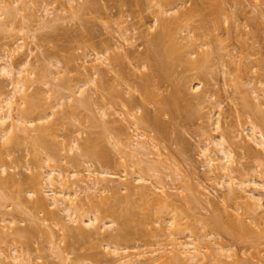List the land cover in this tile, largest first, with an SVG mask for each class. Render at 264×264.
I'll list each match as a JSON object with an SVG mask.
<instances>
[{
  "label": "rangeland",
  "instance_id": "374dc122",
  "mask_svg": "<svg viewBox=\"0 0 264 264\" xmlns=\"http://www.w3.org/2000/svg\"><path fill=\"white\" fill-rule=\"evenodd\" d=\"M3 1L0 3V66L8 62L7 64L11 63L14 70H17L25 60L29 61L24 67L27 68V93L31 96L30 101L38 102L44 108H41L43 115L42 110L38 114L42 117L49 116L41 124L48 123L50 129H53L51 139H47L55 138V148L59 152L56 162L51 165H55L68 176L74 172L81 173L84 183L73 190L77 192L79 212L84 214V230L94 231L85 224L95 215L101 218L98 225L105 224L106 227L99 234H95L93 239H85L77 236L79 227L62 213L59 219L64 229H60L61 225H53L50 220L45 221V224L41 222L43 218L46 219L45 213H37L31 207L35 195L29 193L30 179L33 174L42 171L40 166L49 158V149L44 145L43 149L37 146L40 149L37 150L38 154L43 160L40 164L31 139H18L16 142L14 140L4 144V139L0 138V153L3 152L2 157L5 158L2 164H5L3 165L6 169L3 172V168H0V177L12 176L17 181L7 190L8 196L12 193L10 199L4 201L0 198V227L8 235L4 241L6 244H1L0 241V263L14 264L16 261L12 260L13 257L19 254L29 259L32 264H62L63 261V264L65 261L66 264H114L115 260L108 255L109 249L105 246H116L110 237L116 234L120 222L108 213H97L96 209L101 207L105 197L114 200L111 188L119 187L121 197L128 195L118 181L128 174L127 180L132 184H135V178L142 176L151 191L160 194L158 188L163 187L172 195L174 211H183L179 213L183 230L178 239L182 242L195 240V243L204 247L200 256L202 264H235L237 260L244 264H264V238L259 241L249 237L239 239L230 229H226L236 215L242 216L254 231L264 229V210L255 209L254 215H248L244 199L235 204L230 201L227 181L211 174L202 155V150L208 145L212 157L220 158L222 155L216 156L215 152L219 147H214L213 142H219L223 135L228 140L226 146L234 153V167L237 169L234 183L246 182L249 193L254 187V182H250L252 178L257 184L264 180V176L259 174L257 164L264 161V151L255 147L254 154H251L257 158L255 160L242 148L247 144L254 147L250 138L253 134L252 126L264 135V118L261 117L264 116V0L216 1L221 8L212 0L213 3H209V0H206L207 3L203 2L206 4L204 7L201 3L199 7L204 9H200L204 13L201 14L202 18L204 15V23L211 24L207 27L214 30L209 28L208 35L200 38L202 31H198L199 28L194 23L190 24L192 28L189 29H192V34L186 27L183 30L184 25L181 26L180 35L183 37L187 34L184 39L180 36L183 39H180L182 47H185L178 54L180 59L174 61L165 54L164 45L157 47L153 41L157 25L159 27V23H155L160 16L157 15V3L170 9L174 6L172 2ZM221 1L222 4H219ZM207 11L215 12H209L207 17ZM173 12H177V9L168 16ZM198 18L200 16L196 18L197 21L200 20ZM194 32H197L195 35L198 34L197 39L191 40L188 35L194 37ZM214 37H218L219 41L213 39ZM20 42L23 43V48L19 49ZM102 55L109 60L101 58L97 61L96 58ZM151 75L154 76L152 80ZM14 89L12 81L0 75V94L7 95ZM251 89L260 96L259 100L253 97ZM82 91L88 98V106L78 102L79 98H83ZM130 101H135L133 104L131 102L132 107L128 104ZM20 103L21 107L24 106L21 101H17L19 107ZM257 104H260L261 109V114L257 117L261 120L254 114ZM133 105L139 106L140 112L145 110L144 112H151V115L156 113L160 123L166 126L164 135L159 136L161 140L157 138L158 141H153L156 145L150 140L155 136L154 132L148 127L143 128V125H132L134 119L137 121L140 115L137 112L138 107ZM18 106L15 116L20 114ZM105 112L108 113L107 117H103ZM128 112H133V116H127ZM35 113L28 119L33 118L37 123L39 115ZM218 120L220 130H216ZM103 123L111 131L108 128L105 131ZM115 125L129 128L128 134L121 136L125 142L133 145L138 139L140 142L144 140L151 143L147 144L150 149L145 151V156L141 153H136L134 158L125 156L127 163L125 166L121 165V155L118 148H115L117 138L108 134L113 133L112 128ZM136 133H144V137L138 138ZM30 134L36 135L33 127H30ZM85 142L87 145L88 142H92L90 145L94 144L90 146L93 152L90 155L85 154L82 149ZM129 148L124 149L130 151ZM72 157L79 159L80 164L76 166ZM158 159L163 162L159 167L158 164L155 165ZM153 161L155 164L151 166ZM88 166L96 173L107 171L116 175L114 179L106 176V181L101 182L102 186L109 189L104 194L94 190L84 192L87 185H91L89 178L94 177L85 171ZM44 182L43 195H51L49 190L52 188ZM131 198L138 204L143 202L139 195ZM48 200L47 204L50 205L51 201ZM79 214L75 216L79 217ZM170 217V214L164 215L160 223L153 220L148 228H130L131 240L121 243L120 247H127L132 255L139 251L146 252L149 259L142 264H167L165 258L170 255L171 250L168 238H152L148 230L159 228L161 223L168 224ZM214 218L215 224L211 223ZM2 219H6V222H1ZM10 220L14 221V226L3 228V225L11 226ZM14 231H20L21 234ZM169 233L166 230L165 234ZM153 250L159 252L150 254ZM92 254L97 257H91Z\"/></svg>",
  "mask_w": 264,
  "mask_h": 264
},
{
  "label": "bare ground",
  "instance_id": "6f19581e",
  "mask_svg": "<svg viewBox=\"0 0 264 264\" xmlns=\"http://www.w3.org/2000/svg\"><path fill=\"white\" fill-rule=\"evenodd\" d=\"M162 1L169 2V3L172 2L174 6H172V8H170V9H167L169 7L162 5V3H157L159 6V7L156 6L157 9L159 8L157 15H160L161 17L159 16L158 17L159 19H157L155 22V23H157V22L159 23V27L157 25V31L154 32L155 33V35L153 37L154 40L153 39L152 40L154 41V45H157V47L160 45H164L165 46L164 47L165 48V54L167 55L168 58H170V60L173 59L172 61H174L176 59H180L178 54H180V52L183 50L182 48L185 47V46L182 47L183 45L180 42V39H182L187 34L184 35L183 37L180 35L179 32H181V31H179V30L182 29L181 26L183 27V25H184L183 30L185 31V27L187 28V30H189L190 28H192V27H190V24L194 23L193 25H197V28H199L198 31L199 30L202 31V33H201L202 36L199 34L200 38H203L207 34V32H209V30H210L209 28H211V30H214V28H212V27L208 28L207 25L209 26L211 24H207L208 22L204 23V21H205L203 19L204 15H203V18L201 16V14H204V13H201V12H203V11H200V9H202V7H199V6L203 5V7H204L206 5L205 3H207L206 0L205 1L204 0H161L160 2H162ZM212 1H214L216 6H217V4H218L217 2H219V1L218 0H212ZM212 1L209 0V3ZM1 2L3 3L4 1L0 0V3ZM203 2H205L204 3L205 5L203 4ZM215 4H213V5H215ZM219 4H222V1ZM211 5L212 4H210V6ZM83 6H85V5H83ZM163 6H165V7H163ZM207 6H209V5H207ZM213 7L214 6H212V8ZM217 7H220V6H217ZM209 8H211V7H209ZM209 8H207V9H209ZM88 9L89 8H87V10ZM176 9H177V12H175V13L173 12L172 15L168 16L169 13L171 14V12L173 10L175 11ZM202 10H204V9H202ZM47 12L48 11H46L45 13L47 14ZM209 12H212V11H207V17H209ZM213 12H215V11H213ZM213 12H212V14H213ZM233 15H234V13H233ZM74 16H76V15H74ZM199 16H200V18H198V19H200V20L197 21L196 18ZM235 18H237V17H235ZM211 22L212 21H210V23ZM224 22H226V21H224ZM198 26H200V27H198ZM224 26H226V25H224ZM245 28H246V26H245ZM193 29L196 31V27H194ZM189 31H190L189 33L192 34L191 33L192 29ZM187 32H184V33H187ZM195 33H197V32H194L193 35H195ZM182 34H183V32H182ZM190 34L188 35L189 36L188 38H191V40H192V38L197 39L196 37L198 34H196L194 37H191L192 35H190ZM246 34H248V33L246 32ZM246 37H248V35H246ZM188 38H187V40H188ZM243 38L244 37L242 35V39ZM213 39H216V41L217 40L219 41L218 37H214ZM191 40H189V41H191ZM245 40H247V39H245ZM240 42H243V40ZM20 43L21 44L18 45L19 49L23 48L22 47L23 43L22 42H20ZM191 43H194V42H191ZM243 45L245 46V44H243ZM184 54H182V55H184ZM176 56H178V57L175 58ZM204 57H205V55H204ZM101 58H103L104 60L105 59L109 60V59L105 58L104 55H102V57H97L96 60L100 61ZM116 58H118V57L116 56ZM118 60H119V58H118ZM203 61H205V60H203ZM28 62H29L28 60H25L23 62V64H21L22 67H19V69H17V70H14L11 63L7 64L8 62H6L5 65L0 66L1 77L2 78L6 77L7 79L11 80L13 83V86H15V89L13 92H11L7 95L0 94V134H1L0 138L4 139V144L14 142V140L16 142V140H18V139H21V140L31 139L33 142L34 150L36 149V151H37L39 149V148L37 149V146H41L40 149L42 147L43 148L46 147L47 149H49L48 150V152H49L48 157L49 158L45 157L46 160L44 163H43L42 158H40V155L38 154L39 151H37V153H36V156H39L38 160L41 161V163H40V161L37 160L38 163H40V164L43 163L44 165L40 166L42 171H39L38 173L33 174L31 179H30L31 190L29 191V193L31 195L32 194L35 195V198L31 202V207L37 213H43V214L45 213L46 219L43 218L41 221V218H39V220L41 222H44V224L46 223L45 221L50 220L52 222V224L55 226L61 225L62 223L60 222L59 215L62 213L65 215V217H67L69 220H71V222H73L74 225L76 224L77 228L79 227L78 229L80 230V232L77 234V236H80L81 238H85V239H93L94 235L99 234L100 230L104 229L106 226H105V224L104 225L103 224L98 225L99 222L101 221L100 220L101 218L98 215H95V217L93 219H89L88 223L86 222V224H85L86 227H89L90 229H94V231H87V229H86V231L84 230L85 227H82V223H85V222H82V220H83L82 217L84 216V214L82 212H79L80 211L79 210L80 205L78 204V201H77V192L73 190L74 187H79L80 184L84 183V180L82 178L81 173L80 172H74L71 176H68L64 173V171L57 169L55 165L54 166L51 165L52 162H56L55 160H56L59 152L55 148L56 147L55 138L52 137V140H50L51 136L53 135V129H50L51 127L48 123L41 124V122L47 120L49 116L45 115V117L44 116L42 117V115H43L42 109H44V108H42L40 105H38V102L35 103L34 101L33 102L30 101L31 96L28 95V93H27L28 89H29V87L26 84V82H28V78L25 75L27 68L24 69V67L28 64ZM106 63H107V61H106ZM105 74H107V73H105ZM152 77L154 78V76L151 75L150 79ZM147 79H149V78H147ZM148 83H151V81H149ZM148 83L146 81V84H148ZM144 89H145V87H144ZM251 90H252L251 94H253V97H255V99L259 100L260 96L256 93L255 90H253V89H251ZM81 94H82L83 98H79L80 100H78V102L80 103V105H84V106L87 105L88 106V98L84 96L85 95L84 91H82ZM16 96H19V97H16ZM37 98L40 99V97H37ZM17 101H18V103H19V101H21L22 105H24V106L21 107V103H20L19 104L21 107L20 108L17 105ZM126 101H128V100H126ZM131 102L132 101H130V103H128V104L131 105ZM133 102H135V101H133ZM133 102H132V104H133ZM140 102H142V101H140ZM136 104H137V101H136ZM143 104H144V102H143ZM163 104H166V103H163ZM259 105L260 104H257L255 107H254V105L252 106L255 108L254 114L256 115V117H257V115L261 114V109L259 108L260 107ZM16 106L19 107V113H20L19 116H15L16 115L15 110H17ZM131 107H132V105H131ZM133 107H138L137 108L138 111L137 110L136 111L139 112L140 115H138L137 121H136V118L134 117L135 119L133 122H136V123L132 122V125H134V126L136 125V127L137 126L142 127L141 125H143L144 126L143 128L148 127L152 132L155 133L154 134L155 136L150 138V140L152 142L155 140L158 141L157 138L160 139V137H161L160 135L161 134L164 135L163 132L165 131V127H166L163 125L164 123L163 124H162V122L160 123L159 115L157 116L156 113H154L155 115L153 113L151 115L150 114L151 112L150 113L144 112L145 110L140 112L139 106H136V105L135 106L133 105ZM248 107L250 108V106H248ZM254 108H252V110ZM41 110H42V112H41L42 115L40 113L38 114V111H41ZM159 111H161V110H159ZM35 112H37V115H39V117L41 116L40 118L38 117V119L36 120L37 123L35 122V120L33 118H32L33 120L28 119V117H33L32 115H34ZM128 113L130 114V112H128ZM128 113H127V116H133V112L130 115ZM29 115H31V116H29ZM107 116H108V113L105 112L103 114V117H107ZM134 116H135V114H134ZM261 117L264 118V116H261ZM260 120H261V118H260ZM103 124H105V126H104L106 128L105 131H107L108 129H110V131H111V128H108L109 126L106 123H103ZM138 124H140V125H138ZM121 125H117V126L115 125L116 127L110 126V127H113L112 128L113 133L108 132V134L110 133V135L111 134L114 135L115 139L117 138L116 139L117 142L114 141V142H116V145H115V143H113V145H115V148H118L117 151L121 155L119 157L120 161H121V165L125 166V164L127 163L126 162L127 156L130 158L131 157L134 158L137 154H140V153L145 156V154H146L145 151L150 149L147 146V144L150 142L147 143L144 140H142L144 142H142V141L140 142L137 139V140H135L133 145H131L130 143L123 141L121 139L122 138L121 136L125 137L126 134H128L129 128H127V127L124 128ZM216 126H217L216 130L221 129L220 124H219V120L216 122ZM30 127H33V131L36 132L35 136H31ZM126 128H127V130H126ZM251 130H252L253 134H251L250 138L252 140V143L254 144V147L247 144L248 147L244 146L242 148L244 149V151H246L247 155L248 154L250 155L249 157H251V156L254 157L251 154H254L253 151L255 150V147H256V149H260V150L262 149L264 151V135L260 131H257L256 127H254V126H252ZM143 134L138 133L137 134L138 138H140V137L143 138L144 137ZM48 137H50V139H47ZM108 137H109V135H108ZM226 140H227V137L224 138L222 135V138L219 142H213L214 147H219V149L215 152H216V156L222 155L220 158L219 157L218 158L212 157V151L211 152L209 151L208 145H206L204 147V149L202 150V155L205 158L208 169L212 172L211 174H216L217 177L219 176V178L221 180L227 181L226 183H227L229 200L234 202V204H235V203H238V201L244 199L245 200L244 203H245L246 214L254 215L256 212L255 209L264 210V180L263 179L260 180L259 183L257 184L256 181L252 178L250 180V182H254V187L252 188L253 190L251 189L252 191L250 190L249 193L247 192L249 185L246 182L242 181L241 183H234L236 181L234 174L237 172V169L234 167V159L235 158H233L234 153L232 152V150L229 148V146L228 147L226 146V144H227ZM89 142H88V145L85 142L86 145L82 148L84 153L87 155H90L93 153L90 150L91 149L90 146H92L94 144L90 145L92 142L91 143H89ZM154 144L156 145V143H154ZM0 146H2V145H0ZM77 146H79V145H77ZM123 147L127 148V149L130 147L129 148L130 151L125 150ZM155 147H157V146H155ZM127 152H129V153H127ZM34 153H35V151H34ZM149 154H151V152ZM2 155H3V152H2V154L0 153V168H3V172H5L6 171L5 166H4L5 164L4 163H3L4 165L2 164V162L5 158H3L4 156L2 157ZM101 155H102V153H101ZM72 158H73V161L76 164V166L78 164H80L79 159H76L74 157H72ZM254 159L256 160L257 158L254 157ZM160 160L158 159V161L155 162L156 164L153 161L152 164H150V165L153 166V164H155V165L158 164V167H159V165H162L161 163H163L162 160L161 161ZM70 162L72 163V161H70ZM263 162L260 161L259 163H257L259 166L258 170L260 169L259 174L261 176H264V168H262L264 166L262 164ZM74 163H72V165ZM144 163L145 162L143 161L142 164H144ZM152 168L153 167H151V169ZM85 171L88 173V175H92L94 177L89 178V182L91 183V185L90 186L87 185L88 187L85 189L84 192H89V191L94 190V191H98V192L104 194L109 189H108V187L102 186L101 182L106 181V179H107L106 176L110 177L111 179L116 178V175H111L107 171H104V172L102 171L100 173H96L95 171L91 170L90 166L86 167ZM127 175L128 174H125L118 181L123 185V189L128 192V195L121 197V196H119V192L121 191L119 187L111 188L110 190L113 193V197H114L113 199L114 200L112 201V199L110 197H105L104 202H102L100 205L101 207L96 209L97 213H108L114 219H116L120 222L119 228L118 227H117L118 229L116 228V234L110 237L113 240L114 245H116V246H110L111 244H108L107 246H105V248H107V250L109 249L108 255H110L115 260V262L113 261V263L114 264H142L143 262L148 260L149 258H147L146 252L139 251V252H136L134 255H132L128 252L127 247L121 248L120 244L126 243L129 240H131L130 239V233H129L130 228H135V230L136 229L138 230V227H139V229H141V228L144 229L145 227L149 226L153 222V220H156L155 221L156 223H158V222L160 223V220L162 219V217L164 215L168 216L170 214L171 217L169 218L168 224L165 223L162 225V223H161L159 228H157V229L150 228L148 230V232L151 233L152 238L158 239L159 237L161 238V236L168 238V240H169L168 246H170L171 250L169 252L170 255L167 258H165L167 264H202L203 262L200 259V256H202L201 249L204 247L195 243V240H192L191 242H187V241L182 242L178 239V235L183 230V228H182L183 226L179 222V218H180L179 213L181 214L183 211L182 210L180 212L174 211L175 210L173 208L174 202L171 199L172 195H170L165 190V188H163V187L158 188L160 191V194L151 191L150 187L146 186L147 183H146L145 179H143L142 176L135 178V180L133 181V182H135V184L134 183L132 184L127 180ZM178 175H179V173H178ZM99 176H101V178ZM14 178L12 176L0 177V187H1L0 188V198H1V200L3 199L5 201L7 199H10L9 197L12 193L8 196L7 194L9 192L7 190L11 186H13L15 183H17V181L14 180ZM70 179H73V180H70ZM44 181L52 188L51 190L48 189L50 191L51 195L49 193L45 196L43 195L42 191L45 188L43 187L44 185L42 182H44ZM2 189H3V191H2ZM4 189H6V190H4ZM48 190H46V191H48ZM136 190H137V192H136ZM239 190H242V192ZM46 191H45V193H46ZM20 194H21V191H19L18 195L20 196ZM18 195H17V199H19ZM135 195H139L140 199L143 201L141 204H138L132 200L131 197L135 196ZM86 197H89V196H86ZM48 199H50V201H51L50 205L47 204V201H49ZM188 199L190 202V198H188ZM21 200L22 199H20V202H21ZM192 201H193V199L191 200V202ZM173 211H174V213L172 214ZM77 213H80L79 217H77V215L75 216V214H77ZM247 217H249V216H247ZM234 218L235 219H232V221H231L230 227H227L226 229L227 230L230 229L232 231V234L237 236L239 239L249 237V238H256L259 241L260 238H264V229L254 231L247 223H245V220L242 216L236 215ZM5 220L2 219L1 222H6ZM164 221H165V219H164ZM166 221H167V219H166ZM9 223L11 226L3 225V228H12L14 221L10 220ZM211 223L215 224L216 219L215 218L212 219ZM39 224H40V222H39ZM62 228L64 229V226L62 227V225H61L60 229H62ZM166 230L170 231V233L167 235L165 234ZM25 231H27V230H25ZM48 231H50V229H48ZM14 232L16 233V231H14ZM30 233H32V231ZM50 233L52 234V232H50ZM16 234H21V233L19 231ZM44 234H46V233H44ZM22 235L24 236L25 234H22ZM22 235H21V237H22ZM7 236H8L7 232L1 230V227H0V241H2L1 244H6L4 241H5ZM52 236H54V233ZM28 237H29V235H28ZM46 237H47V235H46ZM47 238L53 239V237H47ZM27 239L25 240L26 242H27ZM262 240H264V239H262ZM22 241H23V237H22ZM22 241H20V242H22ZM218 250L220 251V249H218ZM158 252H159V250H153L150 252V254H154V253H158ZM22 254H24V253H22ZM90 256L94 257V258L97 257L96 254H94V255L92 254ZM12 260L14 262L16 261L15 262L16 264H32L29 259H26L19 254L14 255ZM60 261H63V260L61 259ZM95 261H96V259H95ZM63 263H64V261L62 262V264ZM65 264H66V261H65ZM235 264H244V263L237 260L235 262Z\"/></svg>",
  "mask_w": 264,
  "mask_h": 264
}]
</instances>
